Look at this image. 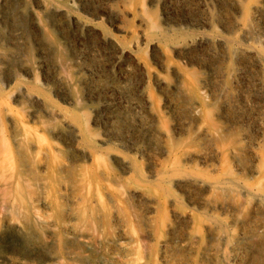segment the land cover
I'll return each instance as SVG.
<instances>
[{
  "label": "rangeland",
  "instance_id": "1",
  "mask_svg": "<svg viewBox=\"0 0 264 264\" xmlns=\"http://www.w3.org/2000/svg\"><path fill=\"white\" fill-rule=\"evenodd\" d=\"M52 1L58 6L68 2L76 16L88 22L83 27L72 17L51 15L65 50L62 71L56 52L46 45L31 17L17 14L21 0H0L2 41L20 56L14 61L24 81L23 85L11 82L7 90H31L47 106L61 110L65 118L61 143L67 163L91 166L92 155L103 154L112 167L98 172V180L90 186L100 218L96 231L68 220L60 223L54 217L36 221L32 240L4 227L0 230V264H264V207L257 205L253 195L264 194V170L247 148L262 128L257 110L264 103V90L257 81L261 71L255 55L239 52L235 66L239 77L233 81L237 104L232 108L221 105L216 111L226 128L240 131L244 145L222 157L198 136L190 111L193 92L177 86L172 74L168 88L153 85L145 90L142 84V61L166 75L168 57L187 69H199L206 75L208 91L218 94L216 82L228 47L240 46L247 37L235 25L233 1L146 0V7L157 13L163 25L177 30L176 45L166 51L143 39L141 20L134 13L137 2L132 6L129 0ZM41 2L31 0L30 6L41 11ZM254 23L264 46V13ZM132 29L138 31L134 39ZM235 35L239 42L226 44ZM27 51L32 52L34 66L19 61ZM149 96L154 102H149ZM246 96L256 105H246ZM75 118H79L78 127L83 121L92 133L77 135ZM164 127L179 143L169 159ZM114 176L126 177L125 186L135 190L130 206L123 205L125 226L116 215L109 218L112 204L103 182ZM244 188L253 194L241 195ZM64 202L68 204L67 199ZM163 202H167L165 213ZM19 207L7 206V211L15 210L12 214L19 216ZM212 207L217 209L213 216ZM191 212L193 221L189 222ZM203 221L220 225L226 238L217 241L214 231L205 230L201 249L188 242ZM57 232L66 244L45 240ZM78 256L81 259L75 261ZM177 257H182L181 262H175Z\"/></svg>",
  "mask_w": 264,
  "mask_h": 264
},
{
  "label": "bare ground",
  "instance_id": "2",
  "mask_svg": "<svg viewBox=\"0 0 264 264\" xmlns=\"http://www.w3.org/2000/svg\"><path fill=\"white\" fill-rule=\"evenodd\" d=\"M232 1L236 7L235 25L237 30L238 32L246 33L247 37L243 39L245 43L240 46L233 45L228 47L224 65L219 72L220 80L216 82L218 94L214 95L208 91L207 86L204 84L206 75L198 71L199 69H187L173 63L168 57L164 62L167 70L166 75L154 70L147 61H142L141 71L143 89L145 90L152 89L153 85L159 88H166V86L168 88L169 85H166L169 80L168 75L172 74L177 86H184L194 93L190 111L197 124L198 136L202 141L210 143L214 147L215 154L220 155V157L225 156L228 152L237 151L238 147H244L240 131L237 128H226L222 119L216 117V111L221 105H227L232 108V106L237 104L234 97L233 81L238 80L239 77L235 70L239 52L250 53L257 58V66L261 71L257 81L260 88L264 90V46H262V40L259 36H256L254 25L256 17L264 13V0ZM30 2L31 0H21L22 5L20 7L15 6V10L21 18L31 17L42 34L46 45H50L51 49L56 52L57 61L62 71L64 69L65 50L59 40V34L53 28L52 21L54 18L52 16L72 17L73 22L81 24L83 27L88 26V22L78 18L68 2L64 3L65 5L58 6L52 0H42L41 11L32 8ZM129 2L132 6L137 2L134 13L136 18L141 20L143 26L141 31L146 42L159 44L165 51L176 45L177 30L163 25L159 21L157 13L148 9V6L146 7V0H129ZM47 14L48 17L45 19ZM2 34L0 26V230L4 227H9L32 240L35 231H37L36 221H46L49 217H54L60 223L68 220V222H74L75 225L85 226L88 230H91L98 226L100 218L96 207L93 206L94 199L90 186L93 180H98L96 178L98 172L102 171V169L110 170L112 166L110 167L103 154L94 157L92 155L94 165L91 166L85 163L72 166V164L66 162L65 150L61 143V138L65 131V118L61 110L50 108L40 97L35 96L31 90L27 92L24 89L7 90L11 82L23 85L24 81L21 79L22 75H19L14 61L20 56L12 51L13 47L3 43L5 41H2ZM101 34L104 40L109 39L105 32ZM137 34V29H132L133 39L137 37ZM238 40L239 36L235 35L231 40H227L226 44L230 41L237 42ZM21 55L22 58L19 61L23 65L31 64V66H34L31 51H27L26 54L21 53ZM152 97L149 96V102H154ZM15 103L17 105H14ZM245 103L250 107L256 105L248 96L245 98ZM34 105L37 106L36 109H32ZM79 109L82 110L83 106H80ZM257 113V118L262 128L258 137L247 148H249L253 158L257 161L259 168L264 170V103L257 110ZM78 120L79 118H75L72 119V122L76 125ZM164 128L165 139L168 140L165 153L169 159L174 150L177 149V146H179V143L172 138L171 131L167 127ZM85 133L90 134L92 132L86 123L81 121V127L77 126V135ZM197 153L202 154L201 151ZM126 180V177L114 176L113 179L103 182L107 198L112 204V208L109 206L111 216L109 218L112 220L115 218L114 215H116L123 226H125L124 223L127 219V213L123 205L126 203L130 206V199L135 191L125 186ZM214 189L215 187L211 190L214 191ZM242 191L241 195L245 197L250 196V193H252L247 188ZM253 195L257 205L263 208L264 194L255 193ZM65 199H67L68 204L64 202ZM14 205H20L19 216H15V213V215L12 214L15 210L11 214L7 211V206L13 207ZM166 205L167 202L162 203L163 213L166 211ZM209 212L212 216L216 215V207H212ZM28 216L33 217V220H29ZM188 219L189 222L193 221L192 212ZM205 230L214 231L217 241H223L226 238V233L221 229L220 225L216 226V224L203 221L197 230L192 231L193 233L188 242H195L198 249H201L205 242ZM54 236L53 238L48 236L45 240L48 241L51 238L55 244H66L62 234L57 232ZM227 245L229 246V244ZM71 254L76 257L73 249ZM80 259V256H78L74 260L78 261ZM181 260L182 257H177L175 262L179 263Z\"/></svg>",
  "mask_w": 264,
  "mask_h": 264
}]
</instances>
